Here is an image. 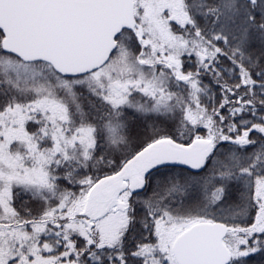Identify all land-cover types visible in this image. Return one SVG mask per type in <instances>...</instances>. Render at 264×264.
Returning a JSON list of instances; mask_svg holds the SVG:
<instances>
[{"label": "snow or ice", "instance_id": "obj_1", "mask_svg": "<svg viewBox=\"0 0 264 264\" xmlns=\"http://www.w3.org/2000/svg\"><path fill=\"white\" fill-rule=\"evenodd\" d=\"M0 264H264V0H0Z\"/></svg>", "mask_w": 264, "mask_h": 264}]
</instances>
